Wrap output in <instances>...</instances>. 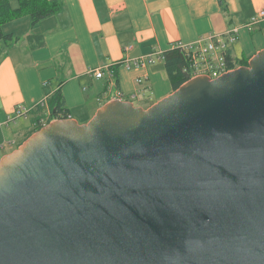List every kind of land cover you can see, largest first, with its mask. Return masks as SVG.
I'll use <instances>...</instances> for the list:
<instances>
[{"label": "water", "instance_id": "water-1", "mask_svg": "<svg viewBox=\"0 0 264 264\" xmlns=\"http://www.w3.org/2000/svg\"><path fill=\"white\" fill-rule=\"evenodd\" d=\"M0 264H264V49L31 134L0 160Z\"/></svg>", "mask_w": 264, "mask_h": 264}, {"label": "crops", "instance_id": "crops-1", "mask_svg": "<svg viewBox=\"0 0 264 264\" xmlns=\"http://www.w3.org/2000/svg\"><path fill=\"white\" fill-rule=\"evenodd\" d=\"M12 7L14 2L9 0ZM58 13L30 28L28 16L2 26L18 41L0 42V160L15 151L42 122L52 118L51 99L60 91L70 119L87 123L110 101L147 109L172 93L163 62L126 67L123 61L164 52L240 27L229 55L240 63L264 49V23L244 24L264 0H57ZM14 3V4H13ZM44 44L31 48L27 35ZM116 68L117 79L96 78ZM240 67V66H237ZM17 106L28 114L15 118Z\"/></svg>", "mask_w": 264, "mask_h": 264}, {"label": "trees", "instance_id": "trees-1", "mask_svg": "<svg viewBox=\"0 0 264 264\" xmlns=\"http://www.w3.org/2000/svg\"><path fill=\"white\" fill-rule=\"evenodd\" d=\"M220 6L224 5V0H218ZM61 3L57 0H16V7H12L9 0H0V42L10 45L12 42L18 41V38H12V35H5L2 31V26L8 22L16 20L23 16H28L30 19V28L35 29L40 22L59 12ZM27 41L31 48L41 47L44 44L41 35H27ZM163 54V69L166 77L169 80L172 92L176 91L180 86L190 80L187 71H184L188 64L183 53L177 48H170ZM226 72L238 68L237 66H248L247 61L240 63L235 62L229 53L225 56ZM114 79H117L115 67L110 68ZM52 118L68 119L70 117L68 111L63 106V100L60 91H56L51 99ZM42 124L35 126L33 132L39 130ZM30 134V135H31ZM29 135V136H30ZM28 136V137H29Z\"/></svg>", "mask_w": 264, "mask_h": 264}, {"label": "built area", "instance_id": "built-area-1", "mask_svg": "<svg viewBox=\"0 0 264 264\" xmlns=\"http://www.w3.org/2000/svg\"><path fill=\"white\" fill-rule=\"evenodd\" d=\"M260 23H264V7L256 11L249 21L244 24V27L251 30ZM239 30L240 27L236 26L224 33L208 36L196 43H177L174 48L179 49L183 53L188 64L184 71H187L190 79L203 75L214 79L225 73V56L229 51L230 45L237 41ZM155 59L163 60L162 52L126 59L123 64L126 67L134 66L139 68L153 62ZM94 76L96 78H103L104 76L113 78L110 70L106 73L102 70H95ZM14 113L15 118L25 116L28 114V109L17 106ZM42 126H45L43 122Z\"/></svg>", "mask_w": 264, "mask_h": 264}, {"label": "rangeland", "instance_id": "rangeland-1", "mask_svg": "<svg viewBox=\"0 0 264 264\" xmlns=\"http://www.w3.org/2000/svg\"><path fill=\"white\" fill-rule=\"evenodd\" d=\"M14 2V0H12ZM14 4V3H13Z\"/></svg>", "mask_w": 264, "mask_h": 264}, {"label": "bare ground", "instance_id": "bare-ground-1", "mask_svg": "<svg viewBox=\"0 0 264 264\" xmlns=\"http://www.w3.org/2000/svg\"><path fill=\"white\" fill-rule=\"evenodd\" d=\"M193 79V78H192ZM191 80V79H190Z\"/></svg>", "mask_w": 264, "mask_h": 264}]
</instances>
